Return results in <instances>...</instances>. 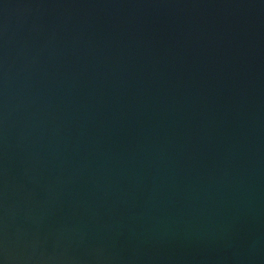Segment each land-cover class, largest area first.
Segmentation results:
<instances>
[{"label": "water", "instance_id": "obj_1", "mask_svg": "<svg viewBox=\"0 0 264 264\" xmlns=\"http://www.w3.org/2000/svg\"><path fill=\"white\" fill-rule=\"evenodd\" d=\"M0 264H264V0H0Z\"/></svg>", "mask_w": 264, "mask_h": 264}]
</instances>
